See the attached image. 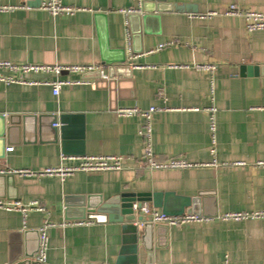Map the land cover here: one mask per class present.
Returning <instances> with one entry per match:
<instances>
[{"label":"crops","instance_id":"0c3cea01","mask_svg":"<svg viewBox=\"0 0 264 264\" xmlns=\"http://www.w3.org/2000/svg\"><path fill=\"white\" fill-rule=\"evenodd\" d=\"M62 2L84 11L53 17L39 9L40 0H0L2 5L32 8L0 13V61L97 64L108 81L112 76L114 85L109 89L91 73L83 77L63 73L62 79L86 78L94 83L63 86L55 96L47 85L0 82V115L18 118L19 126L18 133L11 132L0 168L37 171L60 165L61 139L54 142L52 133L31 129L40 122L48 126L53 115L71 114L82 115L83 137L78 124H73L69 145L74 151L64 155L121 156L122 169L77 172L65 178H0V200L38 202L44 208L26 217L0 209V264H39L37 253L32 259L13 257L24 248L17 233L39 229L45 221L87 224L50 228L42 264H116L124 246L122 225L116 220L123 193L186 197L194 202L195 215L207 219L179 227L151 226L139 240L138 264H264V219H223L231 213L264 211V166L258 164L264 162V31L248 33L241 17H200L231 5L264 14V0ZM158 5L161 12L155 10ZM129 9L135 12H122ZM145 15L149 17L142 23L138 18ZM170 42L174 44L159 48ZM25 78L55 79L48 74ZM134 106L167 108L152 119L155 158L181 159L193 167L153 170L142 165L143 119L115 113L119 107ZM211 108L215 109V156L210 151ZM80 147L85 155L75 154ZM144 204L161 210L153 202ZM91 209L96 214H87L90 218H74L79 210ZM27 241L31 251L36 249V235Z\"/></svg>","mask_w":264,"mask_h":264},{"label":"built area","instance_id":"2783aa9c","mask_svg":"<svg viewBox=\"0 0 264 264\" xmlns=\"http://www.w3.org/2000/svg\"><path fill=\"white\" fill-rule=\"evenodd\" d=\"M32 9L27 4L20 5H2L0 4V13L14 12L16 10H30ZM39 9L50 13L53 17L58 16H73L78 12L84 11L80 7L65 5L62 0H40ZM123 13H134L135 10H123ZM214 16H230L241 17L246 21V31L253 33L256 31H264V14L252 10H243L237 5H231L222 12L210 11L206 15L200 17H214ZM174 44L173 42L164 43L160 45V49ZM213 72L214 66L204 65L197 66ZM100 72V79L107 80V76L104 75L101 65H38V64H16L8 61H0V82L10 85H47L52 87L53 94L58 96L63 86L74 85H90L94 83V80L79 79L69 80L62 79L63 73L78 74L82 77L90 74ZM19 74V75H18ZM26 74H48L55 77L54 80L45 81H30L25 78ZM167 110L165 107H150L149 109H141L139 107H119L115 110L116 115L120 117H136L139 116L143 119V124L139 131L142 136L145 146L144 155L141 159L142 165L147 169L153 170H165V169H185L193 167V164L188 163L181 159H172L169 161L161 162L155 158L152 148V119L154 114ZM210 120L209 130L212 138L211 153L216 155V122L214 117L215 109H209ZM61 162L57 167H47L42 170L31 169H3L0 168V175H21L25 177H61L65 178L72 176L77 172H105V171H119L122 169V162L124 157L121 156H82V157H68L64 154L60 157ZM65 160H76L75 165L67 166L63 162ZM259 165L264 166V162H259ZM216 165V163H212ZM0 209L6 211H17L26 217L30 211H44V208L38 202H32L29 205H23L21 202H5L0 200ZM135 211L139 212L143 216V221L139 223V227H143L145 224L150 223L153 225L164 224L169 227H179L186 224L200 223L207 220L201 216L195 214H184L181 216H170L163 213L161 210L152 208L148 204H143L138 210L135 206ZM225 220H249V219H264V211L231 213L224 215ZM87 224L84 221H68L61 224H56L50 221H45L43 225L38 229L40 233V250L36 259L40 262H45L48 250V230L50 228H64L71 225H83ZM108 264V263H104Z\"/></svg>","mask_w":264,"mask_h":264},{"label":"water","instance_id":"95a60500","mask_svg":"<svg viewBox=\"0 0 264 264\" xmlns=\"http://www.w3.org/2000/svg\"><path fill=\"white\" fill-rule=\"evenodd\" d=\"M158 12H161V5H158V7H155ZM154 9V8H152ZM146 10V8H145ZM154 11V10H151ZM135 16H131V19H134ZM148 15L140 16L138 19L142 21V23H146L148 19ZM121 63L125 62V58L120 60ZM104 66V65H103ZM103 68V67H102ZM255 73H257V67L255 68ZM91 75L95 76L99 83L102 85L108 87L111 89V86L114 85V81L111 75H108L109 81L107 80H101L100 79V72L97 71L95 73H91ZM40 119V118H39ZM17 120L15 117L12 116H5L0 115V159L3 158V154L6 150V145L10 144V137L12 136V131H15L18 133L19 126L17 124ZM61 124V127L57 126ZM78 124V130L81 134L80 137H83V117L82 115H71V114H65L58 117L57 115H53L51 117V122L49 125H44L41 122L38 124V126L33 125L32 131H37L40 134L44 132H50L53 135V141L58 142V139L60 138L62 141L64 154H70V152L74 151L71 149L69 145V139H70V131L73 128V124ZM75 154L77 155H85V151L82 147L75 150ZM12 175H0V178L3 179H12ZM161 195H153L151 193H123L119 196L118 202V217H116V220L121 223L122 225V232H123V247L120 252V256L117 260L116 264H138V258H137V250H138V244L139 240L143 239L145 237L148 228L150 229L151 226H154L153 224L147 223L143 227V233L141 234L139 223L143 221V216L139 214V212L135 211V206L139 210L144 203L153 202L154 207L160 208L163 213L170 215V216H181L184 214H197V211L194 206V202H192L191 199L186 197H177L172 193H166L163 195V199L160 198ZM162 199V200H161ZM194 201V200H193ZM69 213V211H67ZM96 211L91 209L88 211L85 210H79L78 213H76L78 217H74L76 219H86L90 218V214H96ZM101 211H99L100 213ZM71 214H74V211H70ZM89 214V215H87ZM72 216V215H70ZM199 216V215H198ZM70 218V217H69ZM73 218V217H71ZM94 219H97V216L93 215ZM72 220V219H70ZM158 225V224H156ZM36 235L37 237V244L36 249L31 251L28 245L27 239L30 237V235ZM18 236L22 237V240L24 242V248L23 250L19 249L17 251V254L14 255L13 260H17L21 256H25L28 259L34 258V255L40 250V233L39 230H25L17 233ZM20 242V241H19ZM126 254H130L131 256H126ZM39 264H42L41 262H38Z\"/></svg>","mask_w":264,"mask_h":264}]
</instances>
